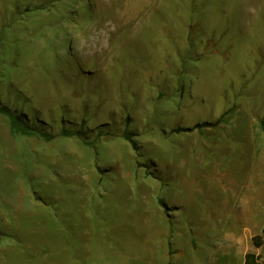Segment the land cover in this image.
<instances>
[{"label":"rangeland","instance_id":"obj_1","mask_svg":"<svg viewBox=\"0 0 264 264\" xmlns=\"http://www.w3.org/2000/svg\"><path fill=\"white\" fill-rule=\"evenodd\" d=\"M1 107L0 264L264 255V0H0Z\"/></svg>","mask_w":264,"mask_h":264},{"label":"trees","instance_id":"obj_2","mask_svg":"<svg viewBox=\"0 0 264 264\" xmlns=\"http://www.w3.org/2000/svg\"><path fill=\"white\" fill-rule=\"evenodd\" d=\"M0 110L7 116L9 127L12 133L20 134V135H42V132H38L37 130L29 127L25 124L20 114H16L11 112L10 110L1 107ZM262 131L264 133V121L260 122ZM64 134L70 135L72 132L70 130H63ZM124 137L132 146L135 145L134 140L132 139L131 135L126 133ZM158 203L162 207H165V202L162 198H158ZM264 229L262 230V234H258L253 236V244L256 247H260L264 245ZM242 264H264V255L258 256L253 252H246L244 255L243 263Z\"/></svg>","mask_w":264,"mask_h":264},{"label":"bare ground","instance_id":"obj_3","mask_svg":"<svg viewBox=\"0 0 264 264\" xmlns=\"http://www.w3.org/2000/svg\"><path fill=\"white\" fill-rule=\"evenodd\" d=\"M113 31H115V29L111 28V26H100L99 28L91 29L86 35V38L91 41V44L97 45V38L99 40L103 37L110 38L113 34Z\"/></svg>","mask_w":264,"mask_h":264},{"label":"crops","instance_id":"obj_4","mask_svg":"<svg viewBox=\"0 0 264 264\" xmlns=\"http://www.w3.org/2000/svg\"><path fill=\"white\" fill-rule=\"evenodd\" d=\"M152 255H153V253L151 252V256H152ZM152 257H153V256H152ZM152 257H151V258H152ZM151 261H152V260H151ZM152 263H153V262H152ZM160 264H161V263H160Z\"/></svg>","mask_w":264,"mask_h":264}]
</instances>
